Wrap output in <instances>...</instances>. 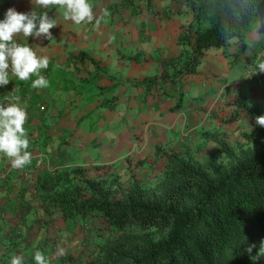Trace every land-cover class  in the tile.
Segmentation results:
<instances>
[{
	"label": "crops",
	"instance_id": "obj_1",
	"mask_svg": "<svg viewBox=\"0 0 264 264\" xmlns=\"http://www.w3.org/2000/svg\"><path fill=\"white\" fill-rule=\"evenodd\" d=\"M121 1L89 0L99 25L95 20L75 25L64 20L61 9H41L32 0H0V21L13 8L47 12L57 24L52 41L14 38L38 57L49 58L48 68L41 70L49 86L34 89L35 76L20 81L10 73L5 87L16 89L14 95L28 114L25 130L32 160L13 169L0 153V171L6 173L0 179L2 264H10L13 255L28 264L35 245L48 248L53 243L54 238L38 236V227L51 231L53 219L64 221L43 201L46 193L39 183L45 175L80 166L92 173L99 168L117 173L124 183L153 185L163 173L165 152L193 153L205 136L225 140L239 120H246L238 102L258 103L264 96V73L255 58L264 46V7L245 32L243 49L235 37L226 46L210 47L195 72L169 83L163 78L173 67L165 63L184 48L180 35L193 21V11L182 0H152L132 13ZM231 111L237 112L238 124L224 121ZM208 148L199 154L212 150Z\"/></svg>",
	"mask_w": 264,
	"mask_h": 264
},
{
	"label": "trees",
	"instance_id": "obj_2",
	"mask_svg": "<svg viewBox=\"0 0 264 264\" xmlns=\"http://www.w3.org/2000/svg\"><path fill=\"white\" fill-rule=\"evenodd\" d=\"M186 1L195 26L180 35L184 48L176 59L165 63L173 67L163 78L169 83L195 72L210 47L226 46L235 37L243 49L244 34L264 7V0ZM151 2L119 4L138 13L140 4ZM238 106L253 123L241 141L230 145L213 135L216 147L205 154L165 152L167 162L153 185L123 184L118 175H90L80 166L55 169L41 179L43 201L52 212L63 219H100L113 234L86 264H263L264 127L256 118L264 116V109L242 101ZM40 227L38 236L57 240Z\"/></svg>",
	"mask_w": 264,
	"mask_h": 264
},
{
	"label": "clouds",
	"instance_id": "obj_3",
	"mask_svg": "<svg viewBox=\"0 0 264 264\" xmlns=\"http://www.w3.org/2000/svg\"><path fill=\"white\" fill-rule=\"evenodd\" d=\"M32 3L41 9L55 7L63 10L64 20L75 25L91 24L93 20L97 25L100 23L94 16L89 0H32ZM105 15L108 13L105 12ZM55 27L56 20L50 18L47 12L38 15L34 10L31 13H19L13 8L7 10L4 20L0 21V87L10 83V73L20 81H28L35 76L36 79L31 84L34 89L49 86L48 80L41 75V70H46L49 66V58L38 57L32 47L16 42L14 38L19 35L26 38L43 36L52 41L51 30ZM258 67L260 71H264V63H260ZM15 91L16 89L14 93ZM13 101L7 103L6 107L0 105V153L10 160L13 169H23L32 160L25 130L28 114L20 106L19 96L13 95ZM256 124L264 127V116L257 117ZM247 251L250 253L251 247ZM259 252H264V243L261 244ZM63 255L65 249L57 246L55 256ZM23 259V256L13 255L10 264H23ZM34 260L35 264H50L51 257H46L37 250Z\"/></svg>",
	"mask_w": 264,
	"mask_h": 264
},
{
	"label": "rangeland",
	"instance_id": "obj_4",
	"mask_svg": "<svg viewBox=\"0 0 264 264\" xmlns=\"http://www.w3.org/2000/svg\"><path fill=\"white\" fill-rule=\"evenodd\" d=\"M183 6H188L189 3L186 0H182ZM253 24V22H252ZM195 26L194 19L190 24H187L184 27V30L182 31L184 33H187L189 28H193ZM250 26V25H249ZM247 101V105L250 107H259L264 109V96L263 93L261 95V98L259 102H251L249 100ZM244 102V100H243ZM251 102V103H250ZM244 116V115H243ZM240 117V115H239ZM245 117V116H244ZM247 117V116H246ZM246 120L241 121L239 120V125L233 130L234 132H229L227 136H225V140L230 145H235L236 142L241 141L242 139V132L241 128L244 129V131H250L252 129L253 123L250 120V118H246ZM238 120V114L237 112H230L227 119L224 121L227 122H235V124ZM241 132V133H240ZM206 141H204L202 144L198 143V147L195 148V152L202 150L205 146H209L208 149H214L212 142L214 141L213 136H205ZM215 142V141H214ZM201 144V145H200ZM200 146V147H199ZM205 153V151H201V154ZM199 156V153L197 154ZM221 157V155H219ZM72 168V167H71ZM105 173L107 172L104 169H94L93 173L88 172V174H95V173ZM110 173V172H109ZM115 175H118L117 173H114ZM118 180L123 183V180L121 179L122 176L118 175ZM56 213V212H55ZM63 218V217H62ZM53 227H51V232H53V235L58 238L53 242L52 245L48 246V248L43 247L42 245L37 247L35 245V248H32L30 250L29 254V264H35L34 255L37 250L43 252L46 257H51L50 264H86L89 260H91L97 251V248L100 244L103 243V241L109 237H112L113 234L106 229L105 223L97 218H83L81 215H76L75 218H69L64 219L63 222L59 220L58 218H55L52 220ZM57 246H60L65 249V255L57 257L55 256V252L57 249ZM2 264V262H0ZM4 264H7L5 262ZM27 264V263H26Z\"/></svg>",
	"mask_w": 264,
	"mask_h": 264
},
{
	"label": "built area",
	"instance_id": "obj_5",
	"mask_svg": "<svg viewBox=\"0 0 264 264\" xmlns=\"http://www.w3.org/2000/svg\"><path fill=\"white\" fill-rule=\"evenodd\" d=\"M256 61L260 63H264V46L259 49L256 54ZM264 73V71H262ZM6 86L0 87V105L7 106V103L11 102L13 99L14 92L11 90L5 89ZM6 173L4 171H0V179L4 178Z\"/></svg>",
	"mask_w": 264,
	"mask_h": 264
}]
</instances>
